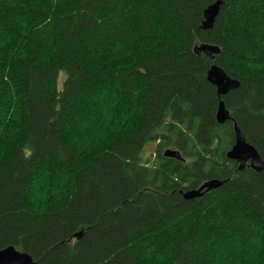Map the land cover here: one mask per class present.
Masks as SVG:
<instances>
[{
	"label": "trees",
	"instance_id": "obj_1",
	"mask_svg": "<svg viewBox=\"0 0 264 264\" xmlns=\"http://www.w3.org/2000/svg\"><path fill=\"white\" fill-rule=\"evenodd\" d=\"M216 1L0 2V251L34 264H244L239 249L257 241L264 261V171L227 158L236 124L264 160V70L249 68L264 63V0H222L203 30ZM200 44L222 52L211 62ZM214 64L240 82L221 99ZM109 104V128L84 151L76 134ZM46 174L67 178L41 205L33 182ZM214 179L223 186L183 198Z\"/></svg>",
	"mask_w": 264,
	"mask_h": 264
},
{
	"label": "water",
	"instance_id": "obj_2",
	"mask_svg": "<svg viewBox=\"0 0 264 264\" xmlns=\"http://www.w3.org/2000/svg\"><path fill=\"white\" fill-rule=\"evenodd\" d=\"M223 3L222 0H218L204 11V22L202 24L203 30H211L213 28L214 22L219 15ZM221 52L220 47L211 44H200L194 47V53L198 57H205L211 62H214ZM208 81L216 87L219 99L226 96L230 91L240 87V82L238 80L230 78L222 68L215 64L208 71ZM230 120L231 116L229 110L226 108L224 102L220 101L217 112L218 123L224 124ZM235 136V145L228 152L227 158L239 165V171H243L249 167L257 173L263 172L264 160L259 152L246 141L242 131L236 124ZM165 155L176 160H183L180 153L177 151L168 150ZM223 184V181L216 179L207 181L199 189L183 193V198L185 200L199 199L205 194L220 188ZM0 264L34 263L33 258L29 254L20 252L16 250L15 247L11 246L0 251Z\"/></svg>",
	"mask_w": 264,
	"mask_h": 264
},
{
	"label": "rangeland",
	"instance_id": "obj_3",
	"mask_svg": "<svg viewBox=\"0 0 264 264\" xmlns=\"http://www.w3.org/2000/svg\"><path fill=\"white\" fill-rule=\"evenodd\" d=\"M110 104L108 105V109L106 108L104 111V116L101 120L97 119L94 120L92 125L87 124L90 126L88 129L83 130V135L76 134V140L78 139L80 146L83 148L84 151L88 152L95 148L98 140L103 138L102 136L105 135L106 129L109 128L110 120L113 118L112 112H109ZM153 151L150 148L147 152L151 153ZM67 177L58 176L50 183L49 176L45 175L43 180L33 182L34 185V198L37 203L44 204L46 201L48 194L56 195L61 193V188H63ZM40 182V183H39ZM50 183V184H49ZM241 253H243L244 264H252L253 253L255 254V260L257 264L262 261L259 251H256L255 248L248 247L246 251L239 249Z\"/></svg>",
	"mask_w": 264,
	"mask_h": 264
},
{
	"label": "clouds",
	"instance_id": "obj_4",
	"mask_svg": "<svg viewBox=\"0 0 264 264\" xmlns=\"http://www.w3.org/2000/svg\"><path fill=\"white\" fill-rule=\"evenodd\" d=\"M249 68L253 71L260 69L259 64L249 65ZM253 244L256 245V251H259V243L257 241H253ZM168 256H170V254L161 255L158 257V259L164 260V259L168 258ZM252 264H257V262L255 260V254L254 253H253V258H252ZM259 264H264V261L259 262Z\"/></svg>",
	"mask_w": 264,
	"mask_h": 264
},
{
	"label": "snow or ice",
	"instance_id": "obj_5",
	"mask_svg": "<svg viewBox=\"0 0 264 264\" xmlns=\"http://www.w3.org/2000/svg\"><path fill=\"white\" fill-rule=\"evenodd\" d=\"M2 2V0H0ZM49 3H56L57 0H48ZM4 43V35L2 32H0V46H2ZM259 67L261 70H264V63L259 64ZM0 158H2V152H0ZM66 163H69L71 166L75 165V161H72L71 158H69ZM69 179L71 178L70 176L68 177ZM264 234V233H262Z\"/></svg>",
	"mask_w": 264,
	"mask_h": 264
}]
</instances>
